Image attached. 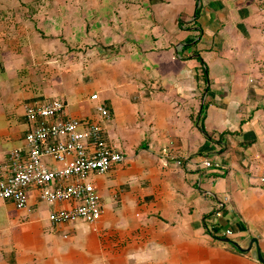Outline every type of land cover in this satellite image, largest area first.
Listing matches in <instances>:
<instances>
[{
  "label": "crops",
  "instance_id": "0c3cea01",
  "mask_svg": "<svg viewBox=\"0 0 264 264\" xmlns=\"http://www.w3.org/2000/svg\"><path fill=\"white\" fill-rule=\"evenodd\" d=\"M51 99L124 160L91 224L0 200V264H264V0H0L1 164Z\"/></svg>",
  "mask_w": 264,
  "mask_h": 264
},
{
  "label": "built area",
  "instance_id": "2783aa9c",
  "mask_svg": "<svg viewBox=\"0 0 264 264\" xmlns=\"http://www.w3.org/2000/svg\"><path fill=\"white\" fill-rule=\"evenodd\" d=\"M93 99L98 94L92 95ZM103 117L110 114L104 105L97 107ZM66 104L61 99L33 103L26 108L30 130L26 135L27 153L13 150L8 162L0 163V200L9 199L16 207L28 206L27 191L38 187L48 203L70 202V208L50 213L56 223L83 220L94 223L102 214V204L91 174H104L123 162V152L111 146L100 124L63 118ZM44 157L62 163L49 167ZM211 166L210 161H206ZM264 183V168L259 175ZM231 234V232H228Z\"/></svg>",
  "mask_w": 264,
  "mask_h": 264
}]
</instances>
